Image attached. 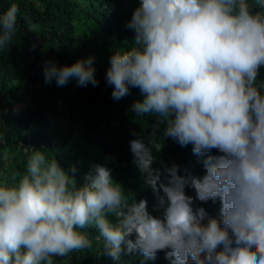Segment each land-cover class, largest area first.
Masks as SVG:
<instances>
[{"label":"clouds","instance_id":"1","mask_svg":"<svg viewBox=\"0 0 264 264\" xmlns=\"http://www.w3.org/2000/svg\"><path fill=\"white\" fill-rule=\"evenodd\" d=\"M19 11L12 3L0 14V51ZM125 27L134 46L110 58L112 97L139 89L132 111L156 115L153 127L164 124L179 151L154 166L159 144L132 130L123 144L109 142L104 162L88 153L66 171L20 145L30 152L25 172L0 183V264L82 254L264 264V0H139ZM94 59L50 60L44 82L96 87Z\"/></svg>","mask_w":264,"mask_h":264},{"label":"trees","instance_id":"2","mask_svg":"<svg viewBox=\"0 0 264 264\" xmlns=\"http://www.w3.org/2000/svg\"><path fill=\"white\" fill-rule=\"evenodd\" d=\"M12 3L20 9L17 32L0 51V183L25 172L30 152L20 145L44 150L47 158H56L70 171V165H79L88 153L91 162H104L112 154L109 142L123 144L136 130L149 146L153 141L159 144L158 150L153 147L154 166L171 160L179 148L164 138V124L154 128L156 115L137 116L132 111V105L143 99L139 89L115 100L113 87L106 82L111 56L134 46L135 34L125 25L139 0H0V14ZM88 57L95 58L98 86L77 87L75 79L62 87L55 80L45 84L46 62L64 66ZM126 171L127 176L139 177L132 166ZM53 260L54 264H116L85 254ZM122 264L135 263L122 258Z\"/></svg>","mask_w":264,"mask_h":264}]
</instances>
